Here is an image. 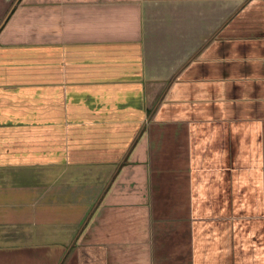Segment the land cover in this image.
I'll use <instances>...</instances> for the list:
<instances>
[{
  "label": "crops",
  "instance_id": "1",
  "mask_svg": "<svg viewBox=\"0 0 264 264\" xmlns=\"http://www.w3.org/2000/svg\"><path fill=\"white\" fill-rule=\"evenodd\" d=\"M0 264H264V0H0Z\"/></svg>",
  "mask_w": 264,
  "mask_h": 264
}]
</instances>
